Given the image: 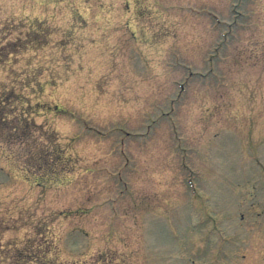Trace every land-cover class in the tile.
<instances>
[{"label":"rangeland","instance_id":"rangeland-1","mask_svg":"<svg viewBox=\"0 0 264 264\" xmlns=\"http://www.w3.org/2000/svg\"><path fill=\"white\" fill-rule=\"evenodd\" d=\"M1 100V264H264V0H0Z\"/></svg>","mask_w":264,"mask_h":264},{"label":"trees","instance_id":"trees-1","mask_svg":"<svg viewBox=\"0 0 264 264\" xmlns=\"http://www.w3.org/2000/svg\"><path fill=\"white\" fill-rule=\"evenodd\" d=\"M4 103H5L4 100H1L0 101V104H4ZM0 114H1V112H0ZM3 117H1V115H0V126H2L1 125V121L4 122L5 119L8 120V117H6V116H3ZM24 117H22L21 119H23L25 121ZM8 123H10V121H8ZM0 136H1V134H0ZM40 156L42 157V154L41 153H40ZM33 157H34V159H36L35 158V155H32V158ZM32 158H30V160ZM63 169H65V168L63 167ZM39 184H43V182H39ZM0 246L2 247L1 244H0ZM51 251L52 250H50V252L48 250H46L43 253H39L35 249H33V250L32 249L31 250L28 249L27 251L25 249H19L18 251L15 252L14 259L10 263H8V264H38V263L39 264H65L64 262H58V261H53V260L49 259L48 258V255L51 253Z\"/></svg>","mask_w":264,"mask_h":264}]
</instances>
